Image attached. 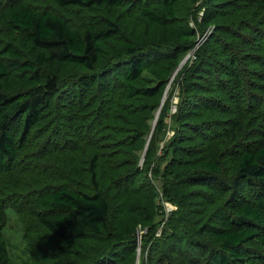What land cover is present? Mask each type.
I'll return each mask as SVG.
<instances>
[{"label":"rangeland","instance_id":"374dc122","mask_svg":"<svg viewBox=\"0 0 264 264\" xmlns=\"http://www.w3.org/2000/svg\"><path fill=\"white\" fill-rule=\"evenodd\" d=\"M9 2L0 0V9ZM37 4H40L39 8L56 12L67 22L81 27L82 20L78 15L54 10L45 0H39L34 5ZM168 5L176 9V17H170L164 25L149 21L141 12L144 8L165 12ZM209 6L213 9L208 17H218L214 9L223 6L220 0H125L114 18L117 31L100 42L102 52L94 68L89 70L73 63L59 67V93L55 99L57 116L53 111L52 125L43 138H37L39 135L36 137L35 134L30 136L32 141L28 150L37 149L42 158L41 164L48 163L61 172L67 182L60 185L86 192L96 190L90 170L92 155L96 153L99 189L106 193L111 206L108 229L98 235L89 231L84 239L63 240L49 233L38 221L37 213L31 212V209H36L35 205L24 203L20 196L18 199L22 206L26 205V209L31 206L28 214L25 211L20 217L11 207L7 208V226L3 231L12 261L16 264H91L96 260H101L102 264H168L163 255L150 259L151 249L159 242L160 246L164 245V250L175 248L173 264H212L214 250L219 249V244L207 234V229L212 226L217 212H227L230 191L222 195L217 183L189 182L187 177L193 167L188 166L207 158L213 150L221 152V156L225 152L230 155L237 153L238 147L228 144L229 139L224 140L225 132L231 130L227 123L229 117L222 114L221 121H218L222 135L209 130V134L205 132L209 139L205 138L200 134L205 127L199 124H203L210 109L190 98L182 103L175 119L176 135L174 128L167 129L164 135L156 131L160 119L168 115L169 102L178 106L180 93L189 91L188 84L184 87L180 75L187 73L188 66L196 68L203 60H210L207 54L211 50L207 49L206 57H203L201 52L199 56L198 49L204 47L214 31L224 32L222 30L226 28L224 25L223 29L217 27L214 21L204 22ZM241 6L240 1L235 0L224 7L238 10ZM252 10L245 13L250 14ZM82 14L84 18L89 17L86 9L82 10ZM237 19L236 25L231 23L230 27H234L237 38L243 40L240 51L243 54L254 52L264 43V22L261 18H257L258 21L252 18L245 23L242 22L243 16ZM8 40L0 41V45ZM129 44L145 56L143 73L131 84L148 88L160 86L156 96L126 97L128 81L124 75L131 57L128 54ZM0 57L9 69L16 72L14 61L7 53ZM94 80L97 82L93 84V89L90 86L91 91L99 98L95 108H92V95L87 99L90 106L85 111L80 109L79 101H67L68 96L72 98L76 94L79 97L82 83ZM67 90L73 93H66ZM254 94L257 91L247 93L242 110L253 108ZM100 100L102 105L98 110ZM66 103L76 106L75 117L65 110ZM220 103L224 111L232 108L226 99ZM214 117L209 114L208 119ZM50 152L66 154L73 162L71 167L50 164L53 160L46 161ZM223 157L227 159L225 154ZM224 177L228 183L232 181V177ZM27 187L22 191L31 196L33 192L29 188L32 186ZM241 196H237L238 201L249 197L246 189ZM172 211L170 226L164 227L166 221L163 217L166 219ZM20 218L27 226L25 241ZM166 229L172 233L163 236ZM121 234L137 240V251L124 254L116 249L124 244L118 237ZM162 236L165 238L159 239Z\"/></svg>","mask_w":264,"mask_h":264},{"label":"trees","instance_id":"16d2710c","mask_svg":"<svg viewBox=\"0 0 264 264\" xmlns=\"http://www.w3.org/2000/svg\"><path fill=\"white\" fill-rule=\"evenodd\" d=\"M38 1L10 0L0 9V41L9 39L0 45V55L7 53L14 61L13 67H16V72L9 69L0 57V264H16L11 260L3 231L7 226V208L11 207L20 217L25 211L28 214L27 210L31 206L27 209L26 205L22 206L18 199L20 196L24 203L35 205L36 209H31V212L37 213L38 221L49 233L63 240L84 239L89 231L96 235L105 233L111 209L107 195L99 189L96 178V153L92 155L90 162L92 183L96 190L86 192L65 184L60 185L67 182L60 175L61 172H57L48 163L41 164L42 158L37 153L38 150H28V147L32 134L43 138L52 125L53 111L57 116L55 99L59 93V67L65 63H73L89 70L94 68L102 52L100 42L117 31L114 18L125 0H45L54 10L78 15L82 20L81 27L67 22L56 12L39 8L40 4L35 6ZM233 1L235 0H220L223 6L215 7L214 12L219 14L220 20L217 16L208 17L213 9L208 7L204 22L207 24V21H214L217 27L222 28L224 25L226 28L222 30L224 32L214 31L204 47L200 46L198 49L199 56L201 52L203 57H206L207 49L211 50L207 54L208 57L210 55V60H203L196 68L194 65L188 66L187 75H180L184 87L188 84L189 94L184 91L180 93V103L175 113H171L173 103L169 102L168 115L160 119L156 131L164 135L167 129L174 128L176 135L175 119L178 118L182 103L190 98L201 102L198 105L203 104L207 106L206 109H210L205 114L203 124H199L205 127L200 132L205 138L209 139L205 134L209 130L222 135L218 121H221L222 114L228 115L229 122L226 121L231 130L225 132L224 140L229 139L228 144L236 145L237 153L230 155L225 152V159L221 152L211 150L207 158L188 166L193 169L187 179L196 184L217 183L222 195L230 191L226 202L227 212H217L213 216L215 220L212 226L207 229V234L219 244V249L214 250L211 263L264 264V43L254 52L243 54L240 51L243 40L237 38L236 30L230 27L231 23L236 25L239 16H243L242 22L245 23L252 18L255 21L261 18L264 22V0H238L242 5L240 9L227 10L224 6L228 7ZM84 9L87 10L88 18H84L82 14ZM251 9L254 10L250 14L245 13ZM175 11L172 5H168L165 12L151 8L141 10L149 21L160 25L167 24L170 17H176ZM191 46L188 45L189 48ZM128 54L131 57L124 75L128 81L126 97L156 96L160 86L148 88L131 84V81L142 75L145 56L143 52H136L132 44L128 45ZM212 61H215L213 65ZM96 82L82 83L79 97L76 94V99L75 96H68L67 101H79L80 109L85 111L90 106L87 99L92 95V108H95L99 98L93 94L90 86L93 89ZM249 91H257L253 95V108L242 110L244 98ZM224 99L231 103L232 108L223 110L220 102ZM101 105L102 100L98 110ZM66 107L65 110L75 117L76 106L66 103ZM209 114L216 117L208 119ZM233 116L234 119H231ZM171 122L174 124H170ZM211 122L213 123L210 124ZM171 140L173 142L174 137ZM168 145L169 143L166 147ZM46 158V161L53 160L50 164L61 167H71L73 163L61 152H50ZM223 175L232 177V181L228 183ZM27 186H32L29 188L33 192L31 196L22 191L28 189ZM243 189L247 190L249 197L246 200L238 198V201L237 196L242 198ZM173 214L174 211L166 219L163 217V221H166L164 227L170 226ZM20 220L25 241L27 226L21 218ZM166 233L172 232H164L163 236ZM163 236L159 239L165 238ZM118 237L120 243H124L122 248H116L120 253L132 254L137 251L136 239L124 234ZM173 249L175 248L170 247L164 250V245L160 246L156 242L150 251V259L163 255L168 264H173ZM91 264L102 263L101 260H96Z\"/></svg>","mask_w":264,"mask_h":264},{"label":"built area","instance_id":"2783aa9c","mask_svg":"<svg viewBox=\"0 0 264 264\" xmlns=\"http://www.w3.org/2000/svg\"><path fill=\"white\" fill-rule=\"evenodd\" d=\"M177 111V106L173 105L171 108V113H175Z\"/></svg>","mask_w":264,"mask_h":264}]
</instances>
